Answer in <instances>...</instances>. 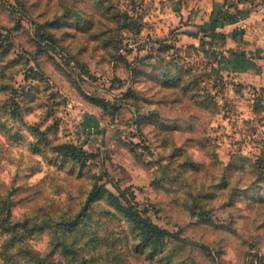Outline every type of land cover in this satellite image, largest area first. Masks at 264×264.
<instances>
[{"label": "rangeland", "instance_id": "374dc122", "mask_svg": "<svg viewBox=\"0 0 264 264\" xmlns=\"http://www.w3.org/2000/svg\"><path fill=\"white\" fill-rule=\"evenodd\" d=\"M0 217V264H264V0H0Z\"/></svg>", "mask_w": 264, "mask_h": 264}, {"label": "trees", "instance_id": "16d2710c", "mask_svg": "<svg viewBox=\"0 0 264 264\" xmlns=\"http://www.w3.org/2000/svg\"><path fill=\"white\" fill-rule=\"evenodd\" d=\"M100 101H104V100L100 99ZM105 102H107V101L105 100ZM58 150L60 151V153L67 155L69 157H72L74 159H81V157L83 156V154L85 152L81 147H78L77 145H75L73 143H68V142L63 143L58 148ZM257 162L259 163L260 166H262V161L258 160ZM88 203H89V201L85 202L82 210H86ZM126 212L129 214V216L133 220H135L141 226V228H144V230L150 234V237L152 239H155L158 243H159V241H163L164 236L173 237V239H175V240H181V237L179 235H175V234L169 232L168 230L163 229L159 225L153 223L149 218L142 216L141 212L137 208L133 207L132 205H129L126 208ZM9 214H10V211L8 210V215ZM17 224H18V222H16V221L15 222H9L7 217H5V218L0 217V228L5 229V228H7V227H5L6 225L7 226L11 225L9 232L13 236H14V234H17L16 233ZM8 229H9V227H8ZM26 249H27L26 255L30 259L31 264H49L45 261L47 256H43L39 251L31 248V246L29 244L26 245Z\"/></svg>", "mask_w": 264, "mask_h": 264}]
</instances>
